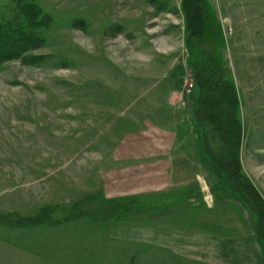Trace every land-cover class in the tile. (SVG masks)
I'll list each match as a JSON object with an SVG mask.
<instances>
[{
	"label": "rangeland",
	"instance_id": "obj_1",
	"mask_svg": "<svg viewBox=\"0 0 264 264\" xmlns=\"http://www.w3.org/2000/svg\"><path fill=\"white\" fill-rule=\"evenodd\" d=\"M183 4L0 0V31L42 43L0 67V238L78 226L105 241L88 264H264V0H204L200 36Z\"/></svg>",
	"mask_w": 264,
	"mask_h": 264
},
{
	"label": "crops",
	"instance_id": "obj_2",
	"mask_svg": "<svg viewBox=\"0 0 264 264\" xmlns=\"http://www.w3.org/2000/svg\"><path fill=\"white\" fill-rule=\"evenodd\" d=\"M90 231L78 226L13 230L7 239L0 238V264H88L92 247L95 253L105 242H100V236L98 240L97 234L92 235ZM147 256L155 257L152 251ZM168 256L178 257L174 253Z\"/></svg>",
	"mask_w": 264,
	"mask_h": 264
},
{
	"label": "trees",
	"instance_id": "obj_3",
	"mask_svg": "<svg viewBox=\"0 0 264 264\" xmlns=\"http://www.w3.org/2000/svg\"><path fill=\"white\" fill-rule=\"evenodd\" d=\"M204 0H184V8L187 12L188 20L191 27V35H194V31H197L198 36L203 34L204 31V24H203V14L200 10V8L203 7ZM22 10H26L27 17L29 18V21H33L34 19H37L36 13H34V9L29 8V6L24 7ZM39 14V13H38ZM33 15V16H32ZM42 46V43L40 39L35 37L33 34H26L24 32H3L0 31V67L3 63L16 59V58H22L25 54L38 49ZM211 91L209 92L210 95ZM211 99L210 102H208L207 106L208 108L205 109L206 111L212 108H214L215 99L212 96H209ZM208 112V111H207ZM210 115V114H209ZM196 116L198 119V123L201 126L202 129H204V139L206 142V147L213 151H217V145L223 140V131L221 125H219V119H215L213 116L211 117H203L202 111H197ZM237 134L239 136V132L237 131ZM219 164V162H218ZM226 164L225 167L229 168V165L231 164L228 161L221 162V165ZM229 170V171H228ZM227 170V175L229 180H233V170L232 166ZM229 172V173H228ZM233 174V175H232ZM246 193L243 192L244 195H250V197L256 196V194H249L247 190H245ZM255 198V197H254ZM253 198V199H254ZM256 200V198H255ZM262 208V207H261ZM261 214L264 216V208L260 210ZM264 218V217H263ZM262 226H264V219Z\"/></svg>",
	"mask_w": 264,
	"mask_h": 264
}]
</instances>
